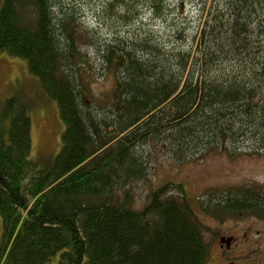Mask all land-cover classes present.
<instances>
[{
	"label": "trees",
	"instance_id": "16d2710c",
	"mask_svg": "<svg viewBox=\"0 0 264 264\" xmlns=\"http://www.w3.org/2000/svg\"><path fill=\"white\" fill-rule=\"evenodd\" d=\"M109 2L110 36L93 34L115 78L103 107L87 96L73 0L0 7V50L27 60L65 124L60 151L32 157L28 105L0 98V264H207L206 226L182 183H163L140 209L129 187L147 177L152 149L184 161L263 131L264 0ZM187 3L196 24L181 16ZM215 203L250 206L243 191Z\"/></svg>",
	"mask_w": 264,
	"mask_h": 264
},
{
	"label": "rangeland",
	"instance_id": "374dc122",
	"mask_svg": "<svg viewBox=\"0 0 264 264\" xmlns=\"http://www.w3.org/2000/svg\"><path fill=\"white\" fill-rule=\"evenodd\" d=\"M73 1L76 7L73 21L77 19L75 23L78 22L75 25V32L83 53V59L80 60L83 68L82 78L92 93H88L87 96H90L91 100L95 99L98 107H103L111 102L115 78L114 74L102 68L98 61L99 53L93 34L109 38L111 33L109 23L114 24L117 14L113 13V16L110 13L107 5L110 3L109 0ZM2 3L3 0H0V7ZM120 7L117 6L119 12L122 10ZM179 9L182 11L181 16L186 15L193 19L194 24L198 22L199 12H196L198 10L193 3H187ZM74 22L70 26L74 27ZM117 24L122 35L127 34L126 30L131 27L121 20H118ZM10 96H17L29 107L32 118L31 156L52 158L62 147L65 129L58 103L46 95L38 78L31 73L25 58L0 50V98ZM262 130L255 136L246 134L225 140L221 149L212 147L184 161H177L166 150L152 149L153 156L145 174L147 177L134 181L129 187L134 194V207L142 208L149 201L154 189L163 183L177 182L182 183L186 196L205 226L209 225L215 230L219 223L229 224L243 219L244 216L226 211L215 201L221 196L244 191L247 187L254 190L264 187V128ZM170 193L182 195L179 191ZM257 222L263 229L264 219L258 218ZM212 237L214 239L215 231ZM2 238L3 220L0 215V249ZM58 256L46 264H55Z\"/></svg>",
	"mask_w": 264,
	"mask_h": 264
},
{
	"label": "flooded vegetation",
	"instance_id": "af4514ba",
	"mask_svg": "<svg viewBox=\"0 0 264 264\" xmlns=\"http://www.w3.org/2000/svg\"><path fill=\"white\" fill-rule=\"evenodd\" d=\"M243 192L250 206L243 211L231 212L244 216L243 219L219 223L215 230L206 226L207 264H264V226L261 229L257 222L258 218L264 219V187L255 190L247 187Z\"/></svg>",
	"mask_w": 264,
	"mask_h": 264
}]
</instances>
